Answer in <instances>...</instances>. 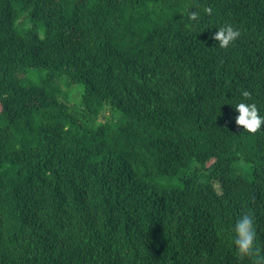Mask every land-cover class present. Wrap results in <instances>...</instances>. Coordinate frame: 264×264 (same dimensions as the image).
Masks as SVG:
<instances>
[{"label":"trees","instance_id":"1","mask_svg":"<svg viewBox=\"0 0 264 264\" xmlns=\"http://www.w3.org/2000/svg\"><path fill=\"white\" fill-rule=\"evenodd\" d=\"M240 102L264 117V0H0V264H251L232 238L248 212L264 252V126Z\"/></svg>","mask_w":264,"mask_h":264},{"label":"clouds","instance_id":"2","mask_svg":"<svg viewBox=\"0 0 264 264\" xmlns=\"http://www.w3.org/2000/svg\"><path fill=\"white\" fill-rule=\"evenodd\" d=\"M204 12L211 15V8H204ZM190 21L198 22L199 13L189 11ZM241 36V32L235 29L231 24L218 27V31L213 35L218 46L221 49H227ZM245 100H251V93L247 90L242 91ZM239 113L235 117V123L238 127L243 128L244 132L255 135L262 126H264V117L259 114L255 103L240 102L235 107ZM233 243L236 248V255L240 260L248 259L251 264H264V252L256 244L257 233L254 226L253 216L245 212L236 221L234 226Z\"/></svg>","mask_w":264,"mask_h":264},{"label":"rangeland","instance_id":"3","mask_svg":"<svg viewBox=\"0 0 264 264\" xmlns=\"http://www.w3.org/2000/svg\"><path fill=\"white\" fill-rule=\"evenodd\" d=\"M48 72L43 69L30 70L26 77L22 79L23 85L34 84L40 85L43 80L47 78ZM63 95L61 97L62 101L66 102L71 106H75V109L82 113L81 105H82V88L75 87V89H68L62 86ZM68 95V97H66ZM89 127L92 126L91 123L87 124ZM253 164H248L244 161H239L235 165V174L237 176H243L247 180L253 179ZM166 185V184H165ZM218 190H220V186L217 185Z\"/></svg>","mask_w":264,"mask_h":264}]
</instances>
